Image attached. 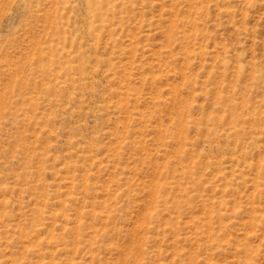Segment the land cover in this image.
I'll return each mask as SVG.
<instances>
[{"label":"rangeland","instance_id":"obj_1","mask_svg":"<svg viewBox=\"0 0 264 264\" xmlns=\"http://www.w3.org/2000/svg\"><path fill=\"white\" fill-rule=\"evenodd\" d=\"M0 264H264V0H0Z\"/></svg>","mask_w":264,"mask_h":264}]
</instances>
